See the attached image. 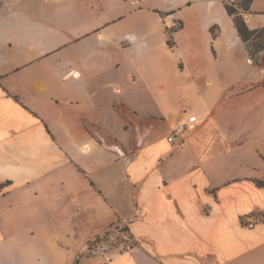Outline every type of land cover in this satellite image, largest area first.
Segmentation results:
<instances>
[{"label":"crops","instance_id":"0c3cea01","mask_svg":"<svg viewBox=\"0 0 264 264\" xmlns=\"http://www.w3.org/2000/svg\"><path fill=\"white\" fill-rule=\"evenodd\" d=\"M101 1L0 0V264H264V61L223 0L133 33ZM117 220L136 246L85 255Z\"/></svg>","mask_w":264,"mask_h":264},{"label":"rangeland","instance_id":"374dc122","mask_svg":"<svg viewBox=\"0 0 264 264\" xmlns=\"http://www.w3.org/2000/svg\"><path fill=\"white\" fill-rule=\"evenodd\" d=\"M183 0H104L102 2L103 10L101 13L103 14L105 11L111 14L119 13L122 15L121 20L119 21L121 28H124V32L133 33V29L136 27H142L145 29H150V26L155 23L154 16L155 14H160V9L170 6H177L181 8L182 5L180 3ZM190 1H187L189 3ZM194 9H201L206 8V2L203 1H196L194 4ZM101 13H93L95 16L91 17V19L95 20V22L99 19H102ZM124 14V15H123ZM80 23H83L81 20ZM119 25V24H118ZM214 33L216 30H213ZM213 35V34H212ZM169 37V38H168ZM168 37L166 39L168 47H174V42L172 41L173 38L171 34L168 32ZM130 42V38L127 37V40L124 42ZM156 41L159 45H163L165 42L164 36L162 34L156 35ZM263 43H264V35H263ZM255 52V51H254ZM254 59L256 62L255 64H260L263 61L261 60L264 57V51L255 52ZM251 59V58H250ZM252 61V59H251ZM253 62V61H252ZM87 256H97L98 253L89 252L85 254Z\"/></svg>","mask_w":264,"mask_h":264},{"label":"built area","instance_id":"2783aa9c","mask_svg":"<svg viewBox=\"0 0 264 264\" xmlns=\"http://www.w3.org/2000/svg\"><path fill=\"white\" fill-rule=\"evenodd\" d=\"M197 123L198 119L195 115H188L184 121L177 123L170 130L165 137L166 140L169 143L181 142ZM136 244L137 241L130 232L128 223L117 220L101 233L95 234L88 239L87 252H94L100 255L113 251L122 253L134 248Z\"/></svg>","mask_w":264,"mask_h":264},{"label":"trees","instance_id":"16d2710c","mask_svg":"<svg viewBox=\"0 0 264 264\" xmlns=\"http://www.w3.org/2000/svg\"><path fill=\"white\" fill-rule=\"evenodd\" d=\"M252 0H234L232 2L223 0L224 9L226 13L232 17L234 27L236 32L246 47L249 57L252 59L253 63L256 62L254 59V53L264 51L263 35L264 27L260 29H249L245 23L243 16L238 9L248 10ZM173 28H169L168 32L171 34ZM213 36L215 35L213 28L211 29ZM255 51V52H254ZM264 61V57L261 59ZM255 186L259 188H264V178L252 179Z\"/></svg>","mask_w":264,"mask_h":264}]
</instances>
